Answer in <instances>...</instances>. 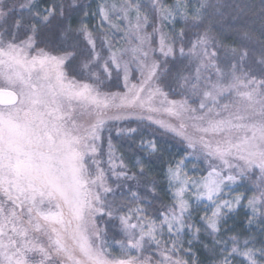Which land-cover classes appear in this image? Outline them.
Wrapping results in <instances>:
<instances>
[{"label": "snow or ice", "instance_id": "obj_1", "mask_svg": "<svg viewBox=\"0 0 264 264\" xmlns=\"http://www.w3.org/2000/svg\"><path fill=\"white\" fill-rule=\"evenodd\" d=\"M0 264H264V0H0Z\"/></svg>", "mask_w": 264, "mask_h": 264}]
</instances>
